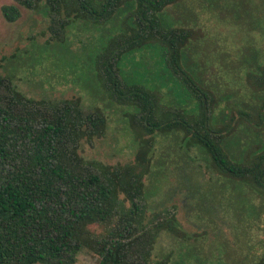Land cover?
Here are the masks:
<instances>
[{"label":"trees","instance_id":"obj_1","mask_svg":"<svg viewBox=\"0 0 264 264\" xmlns=\"http://www.w3.org/2000/svg\"><path fill=\"white\" fill-rule=\"evenodd\" d=\"M182 1L13 0L0 8L8 23L19 19V7L43 12L46 47L65 43L76 22L103 26L123 9L118 33L97 52L94 66L108 102L133 110L124 118L137 141L127 163L86 160L81 143L92 145L106 135L102 111L84 107L77 97H27L0 73V264H76L84 249L97 264H170L169 255L153 259L152 253L163 233L182 239L175 208L145 217L155 177V135L178 134L184 149L198 154L216 176V184L231 182L264 203V62L245 72L260 103L259 124L252 129L228 124L218 111L225 97L208 91L188 63L187 49L199 31L165 27L160 19L162 11ZM152 44L162 47L167 71L195 98V113L162 105L157 91L123 75L124 57ZM10 59L14 55L1 57L0 70ZM240 116L249 119L244 112ZM253 264H264V249Z\"/></svg>","mask_w":264,"mask_h":264},{"label":"rangeland","instance_id":"obj_2","mask_svg":"<svg viewBox=\"0 0 264 264\" xmlns=\"http://www.w3.org/2000/svg\"><path fill=\"white\" fill-rule=\"evenodd\" d=\"M11 4L13 0H0V8ZM19 11L14 23L6 22L0 13V59L15 57L3 63L1 75L12 78L27 97H77L84 107L99 108L107 120L106 135L92 145L81 143L80 155L108 164L132 161L137 141L124 114L133 110L108 102L94 66L97 52L118 33L125 11L121 9L103 26L76 22L69 27L65 43L51 47L42 45L47 38L42 35L46 29L43 12L23 7ZM160 19L165 27L199 31V39L187 49L188 63L208 91L225 97L218 111L227 116L226 122L250 129L259 124L260 103L247 86L245 72L264 62V0H183L162 11ZM121 69L129 81L157 91L162 105L196 112L195 98L167 71L159 44L127 55ZM260 129L264 139V126ZM177 135H155V177L148 189L145 217L175 208L183 236L178 240L161 234L153 259L169 255L170 264H253L264 249V203L231 182L217 179L216 184V176L198 154L184 149ZM76 264H97V257L84 249Z\"/></svg>","mask_w":264,"mask_h":264}]
</instances>
